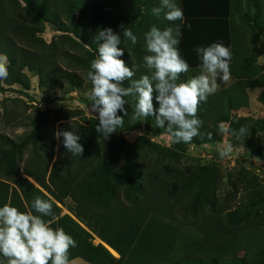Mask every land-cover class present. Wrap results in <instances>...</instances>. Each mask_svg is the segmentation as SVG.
<instances>
[{"label":"trees","instance_id":"trees-1","mask_svg":"<svg viewBox=\"0 0 264 264\" xmlns=\"http://www.w3.org/2000/svg\"><path fill=\"white\" fill-rule=\"evenodd\" d=\"M176 3L183 10V21L166 20L164 11L154 15L152 9L160 7V0H0V55L6 56L9 72L0 79V91L24 85L25 71L37 74L40 86L58 88L63 94L88 89L87 73L98 55L94 38L100 28L111 27L122 35L123 25L137 36L134 45L121 36L125 48L121 59L130 67L138 66L134 78L150 74L143 57L148 54L145 33L152 25L180 26L178 47L190 66L181 74L182 81L200 73L201 60L194 48L220 42L232 52L231 82L199 104L200 135L187 144L173 142L167 128L154 127V117L133 120L134 96L125 98L129 115L118 112L124 124L117 131L142 128L148 134L133 141L117 132L104 140L96 131L97 117L77 118L79 112L73 110L55 112L58 115L51 120L36 106L27 115L2 108L0 127L11 124L25 130L15 137L0 130V207L9 204L37 214L31 208L33 199L51 200L55 219L43 218L77 241L69 260L264 264V185L254 176L245 178L231 204L227 197L216 196L209 166L191 171L176 163L191 144L217 141L220 122L231 110L248 104L247 88H261L258 98L264 102V70L256 63L258 39L264 37V0ZM47 24L62 32L59 40L46 42L39 36ZM18 92L33 101L26 92ZM156 94L153 103L158 109ZM80 99L93 104L91 98ZM66 128L80 134L81 156L67 152L62 138H55L57 129ZM163 135L171 138L167 147L150 140ZM62 207L67 212L62 213ZM184 228L194 234L186 236ZM95 237L100 242L95 243Z\"/></svg>","mask_w":264,"mask_h":264},{"label":"clouds","instance_id":"clouds-1","mask_svg":"<svg viewBox=\"0 0 264 264\" xmlns=\"http://www.w3.org/2000/svg\"><path fill=\"white\" fill-rule=\"evenodd\" d=\"M152 11L156 16L164 11L165 19L171 22L184 20L183 10L176 0H160V7ZM120 27L122 35L108 27L100 28L94 38L98 43V55L90 62L87 79L92 85L91 109L98 114L96 131L107 140L122 128L124 116L118 115V112L129 115L125 107L129 102L125 98L134 96L133 120L145 121L154 117L153 126L167 128L173 142L191 143L200 135L203 123L197 118L199 104L215 93L218 78L222 82L230 79V48L220 42L194 48L201 60L200 73L182 81L181 74L188 73L190 66L178 47L180 26L161 29L152 25L145 33L148 54L143 57V66L150 74L134 78L135 67L138 66L130 67L121 59L125 53V48L121 47V36L133 45L137 43V36L130 27ZM128 53L131 55L130 50ZM8 75L7 58L0 55V79H6ZM125 81L130 82L128 86H124ZM154 92L157 93L158 109L153 103ZM219 131L227 134L230 129L221 122ZM247 133L246 125H241L238 132H232L236 136ZM54 136L58 141L62 138L67 152L75 156L83 154L84 146L78 131L57 129ZM208 137L211 139V133ZM231 151L232 146L228 144L219 149V155L224 158ZM31 208L37 214L21 211L9 204L0 207V256L6 258L7 264H70V251L77 246V241L62 227L53 228L52 221L43 218L55 219L53 202L37 196Z\"/></svg>","mask_w":264,"mask_h":264},{"label":"rangeland","instance_id":"rangeland-1","mask_svg":"<svg viewBox=\"0 0 264 264\" xmlns=\"http://www.w3.org/2000/svg\"><path fill=\"white\" fill-rule=\"evenodd\" d=\"M61 34L62 32L53 24L45 25L43 30L39 32V36L46 42L59 40ZM257 46L260 52L257 54L256 63L264 70V37H259ZM25 74L27 79L24 81V85L14 84L10 87L13 89L0 91V111L6 107L7 110L13 109L27 115L32 113L31 106H36L43 110L47 118L51 120L58 115L55 112L58 113L62 110L79 112L75 116L77 118L83 115L86 117L98 115L92 111L91 105L82 102L80 99L90 98L92 85L81 92L74 90L68 94H63L58 88L40 86L37 74L30 71H25ZM227 84H229V80L222 82L219 78L217 79V89ZM3 85L7 86L6 84ZM17 90L26 92L33 101ZM260 92L261 88H247L248 104L231 110L227 120L222 121L230 129L227 134L220 133L218 126L216 130L217 141L214 144L193 143L189 146L186 154L176 161L191 171L202 165L209 166L214 172L216 196L219 198L227 197L231 204L235 203L239 194V187L242 186L245 178L254 176L264 185V102L258 98ZM241 125L247 126V135H233L232 132H238ZM0 130L15 137L23 133L25 128L23 126L13 127L10 124L9 126H1ZM117 133L129 141H133L136 136H148L142 128L128 133L125 131ZM150 140L160 147H167L171 138L169 135H163L162 138L150 136ZM228 144H231L232 151L227 157L221 158L219 149ZM65 204H69V200L66 199ZM65 212H67L66 208L62 207V213ZM183 234L192 236L194 231L184 228ZM93 241L97 243L99 240L95 237ZM0 264H7L6 258L0 256Z\"/></svg>","mask_w":264,"mask_h":264},{"label":"crops","instance_id":"crops-1","mask_svg":"<svg viewBox=\"0 0 264 264\" xmlns=\"http://www.w3.org/2000/svg\"><path fill=\"white\" fill-rule=\"evenodd\" d=\"M231 82V78L229 79V83ZM260 90V89H259ZM97 238V237H96ZM98 239V238H97ZM99 240V239H98ZM98 242H100V240L98 241ZM113 253V252H112ZM79 263H81V264H85V263H87V262H85V261H83L82 259H80V258H75V259H72V260H70V264H79ZM89 264V263H88Z\"/></svg>","mask_w":264,"mask_h":264},{"label":"water","instance_id":"water-1","mask_svg":"<svg viewBox=\"0 0 264 264\" xmlns=\"http://www.w3.org/2000/svg\"><path fill=\"white\" fill-rule=\"evenodd\" d=\"M104 244V243H103ZM106 247L111 251V252H113L114 254H115V252L112 250V249H110L107 245H106Z\"/></svg>","mask_w":264,"mask_h":264},{"label":"built area","instance_id":"built-area-1","mask_svg":"<svg viewBox=\"0 0 264 264\" xmlns=\"http://www.w3.org/2000/svg\"><path fill=\"white\" fill-rule=\"evenodd\" d=\"M158 138H162V136L158 137Z\"/></svg>","mask_w":264,"mask_h":264}]
</instances>
